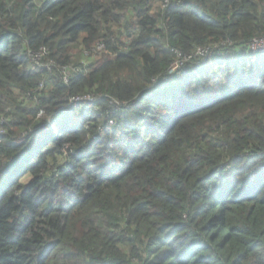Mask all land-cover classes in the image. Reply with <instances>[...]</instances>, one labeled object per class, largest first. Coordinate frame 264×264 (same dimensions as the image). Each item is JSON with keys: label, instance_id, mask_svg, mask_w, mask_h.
Wrapping results in <instances>:
<instances>
[{"label": "trees", "instance_id": "obj_1", "mask_svg": "<svg viewBox=\"0 0 264 264\" xmlns=\"http://www.w3.org/2000/svg\"><path fill=\"white\" fill-rule=\"evenodd\" d=\"M255 41L264 0H0V264H264Z\"/></svg>", "mask_w": 264, "mask_h": 264}, {"label": "built area", "instance_id": "obj_2", "mask_svg": "<svg viewBox=\"0 0 264 264\" xmlns=\"http://www.w3.org/2000/svg\"><path fill=\"white\" fill-rule=\"evenodd\" d=\"M264 46V43L255 41L254 44L251 45L253 50L261 49Z\"/></svg>", "mask_w": 264, "mask_h": 264}, {"label": "clouds", "instance_id": "obj_3", "mask_svg": "<svg viewBox=\"0 0 264 264\" xmlns=\"http://www.w3.org/2000/svg\"><path fill=\"white\" fill-rule=\"evenodd\" d=\"M75 101L80 102L81 100H80V98H77Z\"/></svg>", "mask_w": 264, "mask_h": 264}]
</instances>
